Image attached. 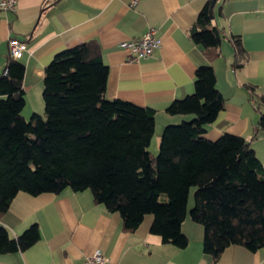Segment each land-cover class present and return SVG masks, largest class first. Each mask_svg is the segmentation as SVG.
I'll use <instances>...</instances> for the list:
<instances>
[{"label": "trees", "instance_id": "16d2710c", "mask_svg": "<svg viewBox=\"0 0 264 264\" xmlns=\"http://www.w3.org/2000/svg\"><path fill=\"white\" fill-rule=\"evenodd\" d=\"M214 18L208 0L190 27L210 60L222 55L225 37ZM230 40L234 63L243 64L241 36ZM25 71L11 56L0 73V216L20 190L35 195L90 189L96 202L120 212L125 229L134 230L152 213L151 231L185 247L182 223L194 187L190 214L202 224L203 250L214 261L231 244L264 246V162L241 135L205 134L225 103L212 63L197 67L192 93L166 107L194 117L165 125L157 153L150 149L156 108L107 95L109 65L97 39L56 53L45 67V114L35 111L29 119L23 114ZM246 87L264 131V94L255 84ZM39 238L37 222L16 236L0 224V254L24 250Z\"/></svg>", "mask_w": 264, "mask_h": 264}, {"label": "crops", "instance_id": "0c3cea01", "mask_svg": "<svg viewBox=\"0 0 264 264\" xmlns=\"http://www.w3.org/2000/svg\"><path fill=\"white\" fill-rule=\"evenodd\" d=\"M208 0H18L14 9L0 7V73L12 56L10 40L25 47L16 58L26 65L23 80L27 118L44 113L45 67L56 53L88 39L100 42L109 65L107 95L156 108V129L150 149L160 142L168 123L189 120L193 114H171L166 107L194 91L195 71L212 63L216 85L225 97L206 136L225 132L251 141L264 162V131L260 110L246 83L264 94V0H217L214 23L225 35L222 55L210 60L190 27ZM154 26L162 44L146 59L132 60L121 46L125 39L142 36ZM231 35H239L247 60L234 63ZM191 188L188 213L182 223L187 246L164 242L151 231L154 215L148 213L134 230L123 226L118 211L96 202L90 189L31 194L20 190L0 216L13 236L37 222L40 238L24 250L0 254V264H84L97 249L119 264H264V246L252 250L242 244L227 246L219 259L203 250L204 228L192 219Z\"/></svg>", "mask_w": 264, "mask_h": 264}, {"label": "built area", "instance_id": "2783aa9c", "mask_svg": "<svg viewBox=\"0 0 264 264\" xmlns=\"http://www.w3.org/2000/svg\"><path fill=\"white\" fill-rule=\"evenodd\" d=\"M18 0H0V7L5 9H14ZM162 44V38L158 34L156 27L151 26L139 37L125 39L121 42L132 60H141L149 58L154 54L157 48ZM25 47V42L20 39L10 40V52L12 56L17 57ZM84 264H119L111 261L100 249H97L92 255L86 258Z\"/></svg>", "mask_w": 264, "mask_h": 264}, {"label": "rangeland", "instance_id": "374dc122", "mask_svg": "<svg viewBox=\"0 0 264 264\" xmlns=\"http://www.w3.org/2000/svg\"><path fill=\"white\" fill-rule=\"evenodd\" d=\"M44 111H45V107H44ZM44 114H45V112H44ZM31 117V115H28V117H27V119H29ZM162 134V133H161ZM160 143V142H159ZM159 143L156 145V149L154 150V153H157V151H158V148H159ZM191 194H192V197H193V201H194V190H192V192H191Z\"/></svg>", "mask_w": 264, "mask_h": 264}, {"label": "water", "instance_id": "95a60500", "mask_svg": "<svg viewBox=\"0 0 264 264\" xmlns=\"http://www.w3.org/2000/svg\"><path fill=\"white\" fill-rule=\"evenodd\" d=\"M217 0H211V11L213 13V10H214V6L216 4Z\"/></svg>", "mask_w": 264, "mask_h": 264}]
</instances>
